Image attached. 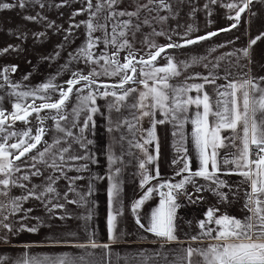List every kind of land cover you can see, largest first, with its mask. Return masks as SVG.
Masks as SVG:
<instances>
[{"label": "snow or ice", "instance_id": "6c2138e0", "mask_svg": "<svg viewBox=\"0 0 264 264\" xmlns=\"http://www.w3.org/2000/svg\"><path fill=\"white\" fill-rule=\"evenodd\" d=\"M213 3L216 0H212ZM264 2V0H260ZM109 8L113 7L117 0H106ZM254 3V0H238V2L229 3L226 5L229 9H235V16H230L229 19L239 21L241 14L249 9L250 5ZM88 9L91 12L92 0H87ZM10 2L0 3V9H12L16 7ZM19 7H24V0H20ZM103 7L102 4L96 5V11L99 12ZM165 7H167L165 5ZM93 19L95 13H92ZM134 16L136 13L126 12H112L111 17L116 16ZM29 20H34L35 17H27ZM107 19L105 23L93 24L92 21L86 22L88 29V43L78 53V57L82 56L86 62L92 60L96 63L98 60L93 59L92 49L98 42L99 38H93L92 33L98 29L105 30V36H111V39H106V45L108 43L113 44L117 52L128 45V41L125 39L122 43L117 44L118 37H124V29L128 28L131 21L115 22L112 24L111 33L107 32ZM74 25L73 27H78ZM236 23H233L230 28L223 31H230L231 28H235ZM117 29H120L117 32ZM162 34V33H160ZM217 33H210L207 36L198 37L196 39H185L184 45L169 44L168 48L182 47L185 45H191L198 42V40L208 39L211 36H215ZM170 39V38H169ZM256 43L253 39L250 41V45ZM130 47V46H129ZM152 47H158L152 45ZM7 51V49H5ZM165 51L164 47H158V50L150 55L149 60H140L138 63L145 65L148 71L141 69V74L144 77L139 83H142L145 91L140 93L139 99L136 103L131 104L130 107L141 109V116H154L155 110L159 109L166 119L176 122L179 129V141L176 145V150L182 155L179 157L176 163L183 161L182 167L177 171V175L183 177L180 182L172 183L170 181L160 183L158 186H151L145 189V194L139 199L131 208V211L136 214V223L145 228V225L140 222L138 210L152 195L153 191L158 187L159 189H167V191H161L159 193L161 199L159 206L151 213V219L146 231L151 232L156 237L163 239L164 241H174L177 239L175 236V221L176 213L179 205L177 203V196L182 194L186 196L190 201L192 200V194L186 190V185L195 184V177H202L205 180L211 181L217 185L218 188L227 187L224 181L220 180L217 173L220 172V165L218 163V149L223 147H237L238 155H234L232 160L225 159L224 164H235L236 171L239 175L243 176L246 181L250 183L251 191L248 193V203L246 207L252 213L245 222H241L235 218H230L227 215L223 217H215V213L218 209H209L207 211V220L200 222V228L203 230L204 235L212 236V232L217 233L212 239L217 243L210 245L206 249H193L189 247L185 250L186 255L184 260L186 264H192L193 255L201 257L198 264H264V87L255 83L252 79H246L240 82L231 81L226 86H223V90L217 89V99L211 101L207 92H203V84H194L188 86H174L168 83L170 77L179 75L177 65L172 63L171 59L167 66L155 67L150 66L152 61H155L161 52ZM245 56H248V50H242ZM116 53H113L115 55ZM100 59H105L104 65L105 73L116 75L123 72L124 75L118 85L112 87L123 88L124 84L133 81L136 73L135 56L130 53L126 57V62L120 64L115 59H108L101 56ZM109 65L114 67L109 72ZM15 66L11 71H15ZM8 68L0 70V78H2L8 86L13 89L12 95L16 100L13 104V111L6 113V111L0 107V191L7 193V189L10 185H16L25 187L18 184V179L29 180L28 174L23 175L18 179H13L15 173L21 171L22 166L15 164L14 161H20L27 153L36 149L41 143L43 136L46 134V128L44 127V120L50 118L54 121V128L57 132L63 133V136L57 137L52 144H45V147L38 152L36 156L29 157L32 161L31 168L36 167V161L47 165V167L53 169L54 172L60 173L61 176L66 177L70 184L72 181L82 179V177H67V171L72 170V161L84 160L88 157L84 155H66L71 149V144L68 143V138H74L76 143H79L82 148L86 147L83 136L85 129L89 127L90 123H94L92 117L98 111L95 107L96 93L92 89V85L96 83L91 77L98 75L93 70L90 75H83L74 73L73 78L66 81V88L52 84L51 82L44 83L40 88L30 91L19 90L20 86L12 84L8 81L7 73ZM131 73V75L129 74ZM163 73V75H159ZM206 83H214V79L208 77L203 78ZM264 79V78H262ZM84 82L82 87L77 88L78 99L80 103L77 107L73 108V114L78 117L80 112L86 111V116L82 125L77 123L76 119H73L70 126L64 125L61 121H67L68 115L64 112L67 101L70 99L73 89L77 84ZM151 81V84L149 83ZM135 82V81H134ZM107 87V86H105ZM51 89V91H49ZM85 89H88L86 95H82ZM195 90L197 95L195 97L189 96L188 93ZM135 89H127L121 94L116 92L109 93L103 92V96L109 94L117 96L118 101L123 102L127 99L130 92ZM58 93V99L52 100V94ZM2 100V98H0ZM37 100L41 103L37 104ZM195 105V112L192 118L189 120L187 116L190 106ZM115 106V105H114ZM119 111V107L116 108ZM42 111H49L53 114L50 117H41L39 114ZM36 114L37 128L36 134L33 135L32 129L27 128L24 131H10L12 127L9 124V119L14 123L16 121H22L25 124H29L31 121L29 117ZM259 114V118H257ZM212 120H209V117ZM138 119V118H137ZM164 121L153 120L152 129L148 130L147 137L143 139V142L136 141L134 147L140 148L146 157L139 165L143 169L141 187H145L152 179H156L155 176L149 174V169L146 168V163L153 162L158 156V144L156 145V155H153L147 151L146 145L152 144L155 140V125L157 123H163ZM191 123L193 128L191 132V139L194 148L197 152L199 159V170L193 172L190 167V159L187 156V148L185 147L186 134L184 133V125ZM121 122H117L119 127ZM127 123V122H123ZM79 127L80 135H76L73 129ZM129 127L131 125L129 124ZM238 127L240 132L237 133ZM223 130H231L233 135L231 137H224L221 135ZM109 131H112L109 128ZM15 138V142L9 144L10 139ZM239 138L241 144L237 146L235 140ZM225 140H231L230 145L225 144ZM62 143L67 144V147H56ZM92 143V141H87ZM255 146V158L251 150V146ZM118 157H109L110 163H115ZM87 165L83 168H77V171L86 170ZM119 171L118 167L110 170L111 175L109 179L111 181L109 188V205L112 207L115 203L116 207L114 211H110L108 218L109 232L112 234V238L115 239V221L118 215L122 214V208L120 206V183H119ZM188 173L187 176L184 174ZM39 169L33 172L32 175H40ZM55 179H59L56 177ZM50 183L39 193L35 190H29L27 195L21 199L34 198L38 200H44L48 194L55 193L53 187L54 178L48 177ZM204 186H197L196 192L203 191ZM71 191L74 189L70 188ZM91 194V190L89 191ZM222 198H226L221 193ZM201 197L197 196L199 200ZM52 199H56L55 196ZM67 199V194H65ZM84 201V197L81 196L79 200H68L69 203H81ZM195 202V201H192ZM45 203L50 201L45 200ZM20 203L18 201H12V211L20 210ZM5 206L0 204V212L4 211ZM64 205L61 203L51 204L49 211L53 209H63ZM215 217V218H214ZM7 218L6 216L4 217ZM63 218V217H61ZM215 223L217 227L215 229L206 228V224ZM4 227L11 230V226L5 224ZM29 231H36L35 228L28 229ZM193 239H197L193 237ZM92 248L99 247L94 241H89ZM83 248L85 245H80ZM103 247L107 248V245ZM30 264H40V262L32 261ZM47 264H99V262L85 261L83 257L79 260H68L66 258H59L57 260L48 261Z\"/></svg>", "mask_w": 264, "mask_h": 264}, {"label": "crops", "instance_id": "0c3cea01", "mask_svg": "<svg viewBox=\"0 0 264 264\" xmlns=\"http://www.w3.org/2000/svg\"><path fill=\"white\" fill-rule=\"evenodd\" d=\"M197 1L185 0L182 2L180 7L186 8V11L190 12L191 15L175 17L171 24L174 26L177 23L188 24L187 32H182L186 37L180 40L171 37L168 43L184 45L185 39L203 37L205 36L204 33H209V30H216L217 35L214 38L220 39L222 35L226 36L224 39L229 42L233 41L235 46L229 43L225 48H222L219 42L218 47L212 50L210 43H206V39H204L182 47H164L172 63L177 65L179 72V75L170 77L168 83L178 87L203 84L202 91L208 93L211 101H215L218 87L223 90V86L231 81L240 82L246 79L255 81L248 59L250 52L248 49L249 37L252 36L251 24L250 28L248 27L249 31H247L248 10H246L242 13L244 17L242 28L238 22L227 19L229 28L234 22L237 26L235 29L231 28L230 31L220 30L222 29L220 25L223 14L225 17L236 14L235 9H229L226 5L238 1L232 0L225 4L226 8L223 7L225 10L222 12L205 10V8L197 6L198 4L195 6ZM222 5L223 3H221ZM197 18H202V24H198L199 22L195 20ZM194 24L204 25V29L207 28L208 31H204L202 27H197L199 30H203L200 33H194L196 29ZM215 27L217 28L214 29ZM208 39H212V37ZM212 46L215 45L212 44ZM245 49L248 50V56L243 54L242 50ZM223 51L224 56H228L225 65L217 63V60L214 59L217 53L221 56ZM235 56L239 58V63H234ZM228 60L231 63L230 66ZM167 64L155 67H163ZM159 75H163V73ZM204 77L214 79V83H206ZM140 80L142 79L129 87L135 91L130 92L129 99L122 103L121 123L119 127L116 124L117 133L112 142L97 146L90 144L85 147V156L88 157L85 159L87 168L84 173L87 184L86 191L83 194L79 192L78 186H73L72 181L70 188L74 191L59 192V197L56 196L57 193H54L56 197L54 200L62 199L65 201L64 209H59L62 210L61 214H59L58 219L54 220V224L60 225L59 227H52L47 233L44 215L42 219L37 217L36 220H31V198L21 199L29 191L24 180L18 179V184H25V187L10 185L6 194L0 191V204L5 206L4 211L0 212V264H30L32 261L47 264L48 261L59 258L79 260L81 257L85 261L99 262V264H186L184 260L186 249L189 247L206 249L217 243L216 240L212 239L217 235L215 231L210 237L204 235L200 228V222L207 220L206 214L209 209L219 210L215 213V217L227 215L241 222H245L252 215L246 207L248 193L251 191L250 183L238 174L235 164L223 163L225 159L232 160L234 155L239 154L237 147L229 146L218 149L217 157L220 165V172L217 175L227 187L218 188L211 181L202 177H195L194 185H186L187 192L192 194V200L190 201L184 195L177 199L179 208L175 221L174 234L177 237L176 240L164 241L146 231L150 223L151 213L159 206L161 199L159 193L161 191L166 192L167 189L157 187L138 210L140 222L145 225V228H141L136 223V214L131 211V208L145 194L147 187L158 186L160 183L168 181L177 183L183 179L182 176L177 175L183 161L174 162L182 155L176 150L179 141V135H174V133L179 132L176 122L166 119L159 109L155 110L154 116L149 117L141 116V109L130 107L131 104L137 102L140 93L145 91L143 84L139 83ZM149 83L151 84V81ZM188 95L195 97L197 93L192 90ZM195 110V105L189 107L187 113L189 120ZM153 120L164 121L155 125V140L152 144L146 145L147 151L156 155V145L158 144V156L153 162L145 165L149 169V174L155 176L156 179H152L145 187H141L144 170L139 165L146 157L140 148L133 145L136 141L143 142V139L147 137L148 130L152 129ZM209 120H212L211 116ZM192 128L193 126L189 122L184 125L183 130L186 134L185 147L187 148V156L191 161L190 167L195 172L199 170L200 164L191 139ZM239 132L240 128L238 127L237 133ZM221 135L231 137L233 133L231 130H223ZM225 144L230 145L231 140H225ZM235 144L237 146L241 144L239 138L235 140ZM254 147V145L251 146L252 152ZM75 148L77 147L71 146L69 152L72 153ZM110 156L119 159L115 163H110ZM116 167L120 169L118 179L122 214L118 215L115 221V239H113L109 232L108 218L110 211H114L116 205L113 203L110 208L108 193L111 184L110 170ZM84 175L82 174V176ZM184 175L187 176L188 173ZM13 179H15L14 176ZM201 185L204 186L203 191L196 192L195 188ZM90 190L91 194H89ZM217 193L223 194L226 198H222ZM65 194H67V199H65ZM81 196L84 197V201L81 203L68 202V200H79ZM197 196L201 198L197 200ZM44 200H38L39 204H37L42 212H44ZM12 201L20 203L19 211L11 210ZM5 224L10 225L11 230L4 227ZM216 227L215 223L206 224V228L215 229ZM31 228H35L36 231H29L28 229ZM193 237L197 239L194 240ZM90 240L99 247L92 248L89 244ZM80 245H85V247L81 248ZM104 245H107V248L103 247ZM191 259L192 264H198L201 257L194 254Z\"/></svg>", "mask_w": 264, "mask_h": 264}, {"label": "rangeland", "instance_id": "374dc122", "mask_svg": "<svg viewBox=\"0 0 264 264\" xmlns=\"http://www.w3.org/2000/svg\"><path fill=\"white\" fill-rule=\"evenodd\" d=\"M183 1L185 0H117V3L109 8L106 0H92V9L90 12L87 0H24V7L18 6L20 0H0V3L10 2L17 5L8 10L0 9V70L8 68L9 71L5 73L8 77V81L12 84L19 85V90L24 91L38 89L41 85L48 82L66 88L67 84L65 82L72 79L74 73L90 75L93 70H95L98 75H94L91 78L96 81V83L92 85V89L96 93L94 106L98 108V111L93 114L92 119L94 123H90L89 127L85 129L83 133V136L86 138L84 143L85 145L94 144V146L111 143L117 133L116 124L119 121L121 122V107L124 101H118L117 96L111 94L103 96L102 93L107 91L109 93L116 92L117 94H121L129 89V87L135 84L139 79L144 78L141 74V69L148 71V68L138 63V61L142 59L145 61L149 60L150 55L154 54L158 50V47H166L169 45V38L173 37L176 40H180L186 37L183 33L187 32L186 28L188 24L184 23L181 25V23H177L175 26L171 24L172 21L175 20V17L191 15L190 12L186 11V8L183 9L180 7ZM231 1L232 0H216V2L213 3L212 0H198L195 6L198 4L197 6L205 8V10L222 12V10H225L223 7L226 8L225 4ZM102 3V9L97 12L96 5ZM221 3H223L222 6ZM165 5L167 7H165ZM112 12L136 13V15L116 16L113 18L111 17ZM92 13H95L94 19ZM27 17H35V19L29 20ZM106 17H108V33H111L113 23L131 21L129 27L124 29L125 36L117 38V44L122 43L126 39L128 45L117 52L113 44L108 43L106 45L105 43L106 39H111V36L109 35L106 37L104 29L95 30L92 36L93 38H99V40L90 51L93 54V59L98 60V62L94 63L92 60L86 62L82 56L78 57L80 50L88 43L86 22L92 21L94 25L97 23L103 24L105 23ZM227 19H229V17H225L223 14L222 23L220 25L222 29L220 30L229 28ZM242 19L244 20V17L241 14V18L238 21V25H242L241 28L244 26L242 23L244 21ZM195 20L199 22L198 24H202V18H197ZM247 20V31H249L248 27L250 28V24L252 31V36L249 37L248 43V49L250 51L248 56L249 65L255 79L254 82L264 87V79H262L264 78V2L254 0V3L250 5L248 9ZM74 25L79 26L73 27ZM194 26L196 27L194 33H200L205 27L204 25L197 24H194ZM197 27H202L203 29L199 30ZM119 31L120 29H117V32ZM204 31H208L207 28L204 29ZM174 32L176 34H173ZM210 32L216 33V30H209V33ZM204 34L205 36L208 35L206 33ZM211 37L212 39H206V43H210L212 48L209 47L212 50L214 48L216 49L220 43L222 48H225L229 43L232 45L234 43L233 41H226L224 39L226 36L223 35L220 39H217V37L214 38V36ZM253 39L256 40V43L250 45V41ZM212 41H215V43H212ZM211 43L215 46H212ZM153 44L158 47H152ZM5 49H7V51H5ZM113 53L116 54L113 55ZM130 53L135 56L136 73L134 80L125 83L123 88H113V85H118L120 83L124 73L120 72L116 75L106 74L104 68L106 61L105 59H100V57L104 56L108 59H115L119 61L120 64H123L126 62L125 58L128 57ZM227 57L228 56H224L223 51L221 56L217 53L214 59L217 60V63H223V65H225ZM169 59V54L163 51L155 61L151 62L150 66L165 65L169 62ZM239 62V58L235 56L234 63ZM228 64L229 66L231 65L229 60ZM14 66L16 70L13 72L11 69ZM112 67L114 66L109 65V72ZM129 74L131 75L130 72ZM83 83L82 81L75 86L70 99L66 103L64 112L68 115L69 119L67 121H61L64 125L70 126L73 119H76L77 123L82 125L88 115L86 111H82L78 117H75L72 111L73 108L77 107L80 103L76 89L82 87ZM49 91H51V89ZM12 92L13 89L8 86V83L0 78V98H2V100H0V107H2L6 113H11L13 111V104L16 98L12 95ZM87 93L88 89H85L82 95H86ZM129 95L127 99H129ZM58 98V93L52 94V100ZM39 103H41V101L37 100V104ZM117 107H119V111L116 110ZM52 114L53 113L49 111H42L39 115L41 117H50ZM257 118H259V114H257ZM29 120L31 122L25 124L22 121L13 123L9 119V124L12 125L9 130L20 132L27 128H31L33 135H35L38 126L36 114L33 113V115L29 117ZM44 127L46 128V134L43 136L37 148L27 153L20 161H14L15 164H20L22 166L21 171L15 173L14 177L18 179L28 174L30 179L24 180L27 183L26 186L29 187V190H35L39 193L50 183L48 177L52 176L55 181L53 187L55 188V193H57L56 196L59 197V192L63 193L64 191L70 190V181L66 177L61 176L60 173L54 172L53 169L47 167V165L39 160L35 162V168L30 167L32 161L29 160V157L36 156L38 152L45 147L46 143L52 144L57 137L63 136V133H59L55 130L54 121L50 118L44 120ZM109 128H111L112 131H109ZM73 131L77 136L80 135L79 127L73 129ZM87 141H92V143H87ZM13 142H15V138L8 141L9 144ZM68 143L77 148H75V151H72V153L69 152L66 155L85 156V147L82 148L79 143L75 142L74 138H68ZM56 147H67V144L62 143ZM71 164L72 170L67 171V177H82V179L74 180L72 184L73 186L77 185L79 192L83 194L87 186L84 175L85 170L77 171L76 169H82L83 166L86 165L85 159L72 161ZM37 169H39L41 174L32 175ZM82 174L84 176H82ZM56 177H59V179H55ZM75 188L77 187L75 186ZM53 196L54 193H51L45 197V200L50 201V203H45L44 200V212L37 207V204H39L37 199L31 198L30 200L31 220H36L37 217L42 219V217L45 216L47 233L50 232L49 229L52 227L60 226L55 225L54 220L58 219L62 210L53 209L49 211L48 209L51 208V204H65V201L62 199H52Z\"/></svg>", "mask_w": 264, "mask_h": 264}, {"label": "built area", "instance_id": "2783aa9c", "mask_svg": "<svg viewBox=\"0 0 264 264\" xmlns=\"http://www.w3.org/2000/svg\"><path fill=\"white\" fill-rule=\"evenodd\" d=\"M255 151H256V149H255V147H254L253 152H252V153H253V157H252V158H255V155H254V154H255ZM181 197H182V194L178 195V196H177V199H179V198H181Z\"/></svg>", "mask_w": 264, "mask_h": 264}]
</instances>
